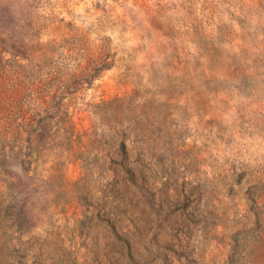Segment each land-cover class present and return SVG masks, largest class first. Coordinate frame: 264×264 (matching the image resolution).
I'll return each instance as SVG.
<instances>
[{
    "label": "rangeland",
    "instance_id": "1",
    "mask_svg": "<svg viewBox=\"0 0 264 264\" xmlns=\"http://www.w3.org/2000/svg\"><path fill=\"white\" fill-rule=\"evenodd\" d=\"M0 163V264H264V0H0Z\"/></svg>",
    "mask_w": 264,
    "mask_h": 264
},
{
    "label": "trees",
    "instance_id": "2",
    "mask_svg": "<svg viewBox=\"0 0 264 264\" xmlns=\"http://www.w3.org/2000/svg\"><path fill=\"white\" fill-rule=\"evenodd\" d=\"M122 149H124L125 151L124 144L122 145ZM0 167L4 169V167H6V164L0 163ZM130 174L133 176L134 172L130 171ZM16 200H17V195L13 196V198L10 201L3 204V207L0 211V223L1 224L6 225L12 219L13 220L16 219L18 221L19 226L21 227V223H19V220L22 216V211H21V208H18V202Z\"/></svg>",
    "mask_w": 264,
    "mask_h": 264
}]
</instances>
